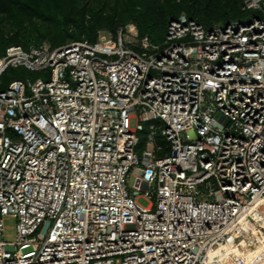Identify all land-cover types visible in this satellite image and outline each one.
Returning a JSON list of instances; mask_svg holds the SVG:
<instances>
[{
	"label": "built area",
	"instance_id": "1",
	"mask_svg": "<svg viewBox=\"0 0 264 264\" xmlns=\"http://www.w3.org/2000/svg\"><path fill=\"white\" fill-rule=\"evenodd\" d=\"M244 6L213 29L181 15L162 44L129 25L6 48L0 264H264V0Z\"/></svg>",
	"mask_w": 264,
	"mask_h": 264
},
{
	"label": "trees",
	"instance_id": "2",
	"mask_svg": "<svg viewBox=\"0 0 264 264\" xmlns=\"http://www.w3.org/2000/svg\"><path fill=\"white\" fill-rule=\"evenodd\" d=\"M181 15L213 29L257 12L246 10L244 0H0V55L12 45L28 50L44 42L52 47L73 41L95 43L99 31L116 34L128 25L136 27L140 38L162 44L170 23ZM26 72L31 75L9 68L3 84L26 77ZM158 142L166 144L164 138Z\"/></svg>",
	"mask_w": 264,
	"mask_h": 264
},
{
	"label": "rangeland",
	"instance_id": "3",
	"mask_svg": "<svg viewBox=\"0 0 264 264\" xmlns=\"http://www.w3.org/2000/svg\"><path fill=\"white\" fill-rule=\"evenodd\" d=\"M251 18H252L251 15H248L246 17V19L249 21L251 20ZM130 28L131 27L128 25L127 26V32H129ZM25 76L30 78L31 80H34V79L40 77L41 75L37 72H31V75H29V73L26 72ZM132 125L133 126L135 125L134 122L132 123ZM140 137L142 140V135H140ZM142 150H143V148H142V141H141L139 143V145L137 146L136 151L139 154H141ZM135 181H136V176H134V174L132 172H130L128 177H127V185H128V188L130 190H132L134 188ZM137 202L139 205H141L143 207H147L150 204L149 201L146 200L144 197H139ZM3 226H4V232L2 234L0 233V240L6 241V242L15 241L17 238V218L13 217L11 215L3 216Z\"/></svg>",
	"mask_w": 264,
	"mask_h": 264
},
{
	"label": "bare ground",
	"instance_id": "4",
	"mask_svg": "<svg viewBox=\"0 0 264 264\" xmlns=\"http://www.w3.org/2000/svg\"><path fill=\"white\" fill-rule=\"evenodd\" d=\"M226 249H228L227 247H225ZM222 249H224V247H221V250ZM219 251V250H218ZM238 252H239V250H238ZM224 254V253H223ZM239 254H237V256H238ZM224 258H229L228 256H225ZM229 260V259H228ZM236 263H237V260H236ZM236 263H234V264H236Z\"/></svg>",
	"mask_w": 264,
	"mask_h": 264
}]
</instances>
